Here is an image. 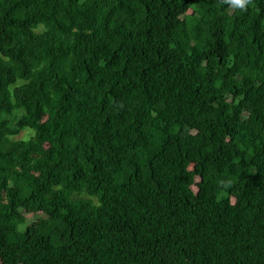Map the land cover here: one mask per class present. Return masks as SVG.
Masks as SVG:
<instances>
[{"label":"trees","instance_id":"16d2710c","mask_svg":"<svg viewBox=\"0 0 264 264\" xmlns=\"http://www.w3.org/2000/svg\"><path fill=\"white\" fill-rule=\"evenodd\" d=\"M0 264H264V0H0Z\"/></svg>","mask_w":264,"mask_h":264},{"label":"clouds","instance_id":"9594fccd","mask_svg":"<svg viewBox=\"0 0 264 264\" xmlns=\"http://www.w3.org/2000/svg\"><path fill=\"white\" fill-rule=\"evenodd\" d=\"M222 2L228 3L233 9L247 11L253 0H222Z\"/></svg>","mask_w":264,"mask_h":264},{"label":"rangeland","instance_id":"374dc122","mask_svg":"<svg viewBox=\"0 0 264 264\" xmlns=\"http://www.w3.org/2000/svg\"><path fill=\"white\" fill-rule=\"evenodd\" d=\"M24 135V133L21 135V137ZM194 167V166H193ZM29 219L34 218L32 215H28Z\"/></svg>","mask_w":264,"mask_h":264}]
</instances>
